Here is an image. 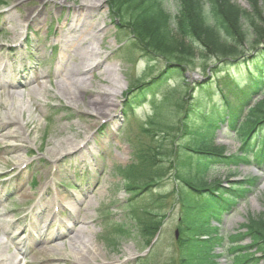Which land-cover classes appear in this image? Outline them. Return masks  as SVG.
Wrapping results in <instances>:
<instances>
[{
  "label": "rangeland",
  "instance_id": "374dc122",
  "mask_svg": "<svg viewBox=\"0 0 264 264\" xmlns=\"http://www.w3.org/2000/svg\"><path fill=\"white\" fill-rule=\"evenodd\" d=\"M84 1L67 0L68 4L60 8L54 0H0V59L7 55L6 51H8V47L18 41L25 32L24 27L27 26L29 27L27 29V47L25 50L22 47L20 48L21 52L16 57L17 62L14 64L13 69L19 67L20 57L23 58L22 68H37L42 72L44 71V74H48L49 77L51 75V80L47 87H45L44 98L39 97L36 100V96L31 95L33 90L30 91L29 89L19 92L25 97L24 102L32 99V102L35 103V105L29 107L31 113L29 119L26 112H24L22 116L23 122H21L22 127L17 126L15 121L0 125V194H4L5 196L4 199L0 200V204L9 202V205L4 208L0 207V212L5 215L0 218V223L23 218L24 223H30L31 221L29 222L26 215L31 216V213H34L35 217L38 207L43 205L45 207L48 206V211H51L53 206L48 203L43 204L44 199L40 198L41 190L45 185L53 189V191L54 189L57 191L53 193V196L57 197L62 203L73 202V197L84 198L86 196L85 199L90 200L92 206L88 211L81 212V214L87 213L89 215V219L81 227L94 232L92 241L100 254L98 259L89 260L90 264L102 262L104 264H142V261H144L142 255L144 253L142 246L136 240L131 242L122 240L121 242H116L115 245H110L105 240L103 243L101 240L104 234L106 237L109 222L124 221V214L121 212L120 206L125 205L129 199L123 190L119 177L113 173L114 167H125L131 163V152L127 146V140L133 138L135 134L143 141L146 140L144 136L139 135V126L142 124V121H146L147 116L153 113L154 106L160 105L166 96V108L161 111V118H158V121L167 127L175 125L181 116L179 100L182 99L183 104L186 100L188 104L192 103L191 97L195 92V88L215 82L216 77L220 75L218 72L222 69L223 65L218 64L220 60L212 61L210 59L206 63L205 71H203L199 68L201 62L195 60L192 67L185 70L182 79L181 77L171 78L170 82H166L163 87H160L148 96L145 103L139 106L131 116L126 117L121 113V101L127 87L135 85L137 80L147 81L152 76H157L165 70V66L167 63L169 64V61L166 63L164 59L159 58L161 60H157L152 68L146 65L143 60H138L137 56L132 59L131 63H126L119 59L114 51L116 43L111 36L113 26L107 20L108 8L105 0L92 1L95 4L97 1H102L103 3L101 2V7H94L89 11L88 8L79 6ZM164 1L170 12L173 13L172 0ZM232 1L244 9L248 8L244 0ZM75 12H81L83 15L80 18L84 19L86 17L89 22H98L99 19H102L103 22L100 27L102 28L105 25L107 33L103 41V47L99 49L101 56L108 57L107 63L119 65L118 71L114 73V77L117 79L116 85L120 94L115 99V112L110 118L97 119L93 114H86V111H90L89 109L83 108L81 104L77 106L69 102L65 94L59 93L55 86L56 80L52 77V68L58 58L57 56L60 54V49L56 52V54H59L56 56L54 53L48 62H38L40 58H48L50 52L49 50L35 52V49L53 47L55 44L54 33L57 25L62 22L68 24L70 21L80 19L73 16ZM27 16L40 18L39 26L35 25L33 21L27 24L24 23V18ZM55 19H59L60 22H56ZM51 26L54 28L53 31L51 30ZM209 56L212 55L209 54ZM221 73L224 74L225 72ZM95 76L96 79L92 80V88L89 89L92 90L93 86L106 89L105 85L98 81V75ZM176 85L177 87L173 89ZM190 89L192 91L189 92ZM86 97L87 95L83 97V100ZM252 98H248L249 101ZM239 101L232 99L229 107H235L240 103ZM242 102H244V99H242ZM9 106H11L10 103L0 106V120L1 117H5ZM51 106L57 108L63 106L72 110L71 113L74 118L68 120V116L64 118L63 115H60L59 118L53 119L54 123L52 126H46L44 119L48 118L51 114L52 111H49ZM35 110L36 112H34ZM226 112L225 107L219 108V113H222V116ZM27 120L31 124L28 123L26 129L27 134H25L27 138H22L21 135L25 132L23 127ZM104 122L107 124L100 127ZM225 128L226 122L222 123L220 129L216 132L217 142L227 147L228 153H234L239 147L238 141L232 133H225ZM10 132H15L14 138L7 135ZM86 133L87 135L91 134L94 136V139H91L86 145L81 147V143L85 139L84 134ZM175 137L176 133L170 137L169 141L172 142ZM66 140L72 142L73 147L74 145H79L80 151L70 152V154L66 153L67 155L64 154L61 158L56 157L59 151H64L65 149V147H62L63 145H60V141ZM99 147L103 150H99ZM87 149L89 151H86ZM96 150L98 156L94 157ZM22 161L27 162L26 167L21 173L17 174L12 170V167L14 164L22 163ZM262 172L259 171V174L264 177V170ZM171 174L172 171L166 174L164 186L161 188V192L163 193L171 190ZM245 175L247 174L243 173L241 177ZM215 177L221 178L225 188L232 181L228 173L223 170L217 171ZM32 180L35 181L34 185H30ZM61 182L67 184L69 187L75 186L76 189L67 191L60 186ZM21 191L26 193V199L19 198ZM61 192L67 193V196H61ZM122 203L124 204L121 205ZM62 212L67 215L65 209ZM106 212H109L108 217L106 216ZM178 213L179 211L174 210L169 215L163 227L160 242L153 255L148 258V260H152H150L151 264H179V252L174 246ZM262 213H264V182L259 191L253 192L245 202H238L230 214L223 216L221 220V232L234 233L239 230L248 216L254 217ZM61 215L64 216L63 214ZM38 218L41 217L38 216ZM32 222H35L34 218ZM53 229L54 227L51 230ZM226 247L227 243L224 242V249ZM61 248L58 251L51 250L49 252L50 257L53 258L48 261L49 264L73 263L72 256L68 255L66 244L63 250ZM220 251V249L216 250L217 253ZM58 252H60V255H58ZM29 259L31 260V257ZM217 264H230V257L225 255L223 258L217 260Z\"/></svg>",
  "mask_w": 264,
  "mask_h": 264
},
{
  "label": "trees",
  "instance_id": "16d2710c",
  "mask_svg": "<svg viewBox=\"0 0 264 264\" xmlns=\"http://www.w3.org/2000/svg\"><path fill=\"white\" fill-rule=\"evenodd\" d=\"M108 2L116 15L120 17L124 13L129 15V11L132 14L134 21H128L125 27L133 36L135 42L133 46L145 56L155 55L170 60L177 68V71H173L176 74L183 70L181 66L191 65L198 52L202 60L211 57L230 60L233 67H241V71L236 72L234 78L227 76L223 80L224 86L229 87L231 91L237 88L238 92L243 93L245 91L241 89L244 86L264 87V0H248L249 12L241 10L230 0H208L207 9L204 8L202 0H176L178 12L172 22L157 0H108ZM259 2L262 8L258 6ZM248 38H252L251 42ZM246 48L252 49L253 56L239 61ZM209 54L212 56L209 57ZM149 87L150 84L142 86L143 92L138 96L144 97L149 92ZM202 92L203 90L201 94ZM220 96L222 102H225L224 94L220 93ZM200 114L191 111L185 117L186 123L191 126L184 125V131L188 132L186 129H190L188 137L192 136L186 150L194 154L193 157H188V161L199 165H193L194 169L189 170V174L179 177L182 186L178 193V201L188 203L187 211L193 203H202V206L198 204L196 207L197 216H203L206 220H217L228 207V203L233 202V197L221 192L219 181L208 177L209 169L233 165L235 157H225L222 148L212 145V137L205 138L203 134L201 139L197 138L199 121L196 120V116L199 118ZM262 127L264 98L249 110L246 124L240 131L245 137L246 130L250 128L258 130ZM245 146L246 144L243 147ZM147 155L153 156L150 153ZM151 162L152 158L144 157L141 166H150ZM135 169L136 167L132 166L120 172L126 174V178H131ZM145 173L144 168L138 172L139 175ZM129 191L134 192L136 188ZM141 212L139 216L135 213L132 218L141 239L148 246L160 227L161 220L145 209ZM186 226L187 237L181 242V245L187 248L186 263L212 264L211 247L197 240L196 229L192 228L195 226L194 223H186L185 228ZM247 230L248 236L252 239V247L256 248L261 255L260 260L264 262V218L249 220Z\"/></svg>",
  "mask_w": 264,
  "mask_h": 264
},
{
  "label": "bare ground",
  "instance_id": "6f19581e",
  "mask_svg": "<svg viewBox=\"0 0 264 264\" xmlns=\"http://www.w3.org/2000/svg\"><path fill=\"white\" fill-rule=\"evenodd\" d=\"M57 1L59 4H67V0ZM92 1L94 0H85L79 6L88 8V11L91 7H98V5L100 6V2L97 1L95 4ZM81 15V12L74 13V16L76 17H81ZM28 18L29 16L25 17L23 22H28ZM32 21L35 25H38L40 18H34ZM82 22L84 28L81 29L79 28V25H81ZM103 34L104 32H102L101 28H98L93 24H87L86 20L79 19L76 23L71 24L67 29V32L60 35L59 37L60 43L62 45L61 56L63 60H67L69 56L68 53H75L77 56V63L70 66L69 68L58 67L55 69V78L57 79L56 88L59 93L65 94L69 102H72L77 106L81 104L83 108L85 107L89 109L90 111H86V114H93L95 118H110L115 112V99L119 94V89L116 85L117 81L113 76L115 68L107 64V59L103 61L99 59L98 62H94L96 58L99 57L97 47L101 45L100 40ZM4 71L5 74L8 73V69L5 68ZM94 73L99 75L98 81L105 85L106 89H102L98 86H93L92 90L89 89L92 87L87 85V82L90 79L95 78ZM42 75L43 73L41 72L33 71L28 73V77L21 76L19 79L23 81L24 87H30L32 81L37 82L39 79H41L40 77H42ZM18 84L19 82L16 81L15 83L8 86L5 85L0 87V90H13L17 88ZM43 90L44 86L38 82L37 89H33L34 92H32L31 95L38 98L44 94L45 91ZM86 95V99L83 100V97ZM17 100L18 101H15L13 104V112L8 114H10L9 119L11 120V123L15 121L17 126L22 127V114L23 112H27V115L29 116V110L28 108L24 107L25 105L21 104L20 99ZM14 114H16L17 117ZM23 128L25 129L26 126ZM14 134L15 132H10L7 135L14 138ZM91 138L92 136L86 137L81 144H86ZM60 145H63L62 147H65V149L64 151H59L56 154V157H61L66 153L80 151L79 145H74L73 147L72 142L69 140L60 141ZM86 151L89 150L87 149ZM50 154L52 155L51 152ZM62 196H64V194ZM19 197L21 199H26L27 195L23 191L20 192ZM81 205H83L82 210L85 211L91 206V203L86 200H78L74 204H63L64 207H69L70 209L68 216L69 221L68 225L60 222V229L58 232L60 236H62L66 241L68 252L73 258V263L90 264L89 260L98 259L100 254L92 242L91 237L93 236V232L80 226L83 222H85V220L89 218V216L86 214L79 215L80 210L76 206ZM55 234L57 235V233ZM56 243H53L52 246H55ZM44 244L47 243L45 242L43 245ZM9 245H11V250L9 249ZM35 246H42V244L38 243ZM38 248V250L34 248L35 257L38 254L42 257H44L46 253L48 255V252L44 248ZM27 250L28 245L13 242L12 239L7 238L6 236L4 239L0 238V264H19V261H16V258L24 256ZM6 252H8V254H6Z\"/></svg>",
  "mask_w": 264,
  "mask_h": 264
}]
</instances>
